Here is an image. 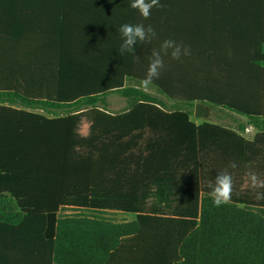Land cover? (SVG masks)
Returning a JSON list of instances; mask_svg holds the SVG:
<instances>
[{
	"label": "trees",
	"instance_id": "obj_1",
	"mask_svg": "<svg viewBox=\"0 0 264 264\" xmlns=\"http://www.w3.org/2000/svg\"><path fill=\"white\" fill-rule=\"evenodd\" d=\"M159 2L145 19L131 0H0V264H264V188L246 175L264 181V0ZM124 23L156 35L121 55ZM168 38L218 85L172 104L125 86L119 65ZM111 94L129 108L109 112ZM197 102L248 120L197 124Z\"/></svg>",
	"mask_w": 264,
	"mask_h": 264
},
{
	"label": "clouds",
	"instance_id": "obj_2",
	"mask_svg": "<svg viewBox=\"0 0 264 264\" xmlns=\"http://www.w3.org/2000/svg\"><path fill=\"white\" fill-rule=\"evenodd\" d=\"M130 7L137 9L147 19L151 15L153 7L163 8L165 5L160 4L159 0H131ZM118 31L123 41L119 49L121 55L125 52L134 51V46L137 42H150L151 38L156 35L151 25L145 27L142 23H124L119 27ZM169 50L171 51L169 52ZM166 55H170L172 59L181 60L183 56L190 55V48L177 43L174 39L168 38L161 43L159 50L153 49L146 76L140 81L143 89H149L154 80L159 78L161 71L165 68L163 57ZM229 167L235 168V162H230ZM246 175L253 189L264 188V181H260L255 172L250 170ZM208 188L211 189L210 195L215 206L219 207L228 203L233 192L232 174L226 168L220 170L215 177V183L209 182ZM256 199H264V192H256Z\"/></svg>",
	"mask_w": 264,
	"mask_h": 264
},
{
	"label": "crops",
	"instance_id": "obj_3",
	"mask_svg": "<svg viewBox=\"0 0 264 264\" xmlns=\"http://www.w3.org/2000/svg\"><path fill=\"white\" fill-rule=\"evenodd\" d=\"M151 52H152V50H148L146 52H143V50H138L134 53L133 63L130 59L128 61L129 62L128 65H126V63L119 65V70H127L128 69L130 71L131 77L126 78L125 86H132V85L136 86V87L141 86L140 81L146 76V73H147V70L149 67ZM169 52H170V50H169ZM186 57H188V56H186ZM163 59H164V63H165V68L161 71L159 78L155 79L153 84L149 87V88H152L151 90L149 89V92H151L153 94L156 93V89H154V88H157L158 85H160V82H165V83L169 82L170 83L172 79H174V81H175V77L181 78L184 81V83H182V85L186 84L188 87L191 86V83H194V84L198 83V85H200V86H209V87L213 86V85L215 86V85H218L215 82L216 81L220 82V80H221V73H222V70H220L221 68L212 67L211 65H208L207 63L201 64V63H199L197 58H193L194 60L191 61L189 58H185V56H183L181 58V60H175V59H172L170 55H166L163 57ZM112 95H114V94H111L108 97V110H109V112L117 114V113H122V112L126 111L127 109H124V110L119 111V112L111 109L110 97ZM122 98H124V97H122ZM124 99H126V98H124ZM165 99H167V100H165ZM164 100L167 102L169 100L174 102V99H171V98H164ZM201 104H203L205 108L209 109V113L205 117H201V116H197L194 112L191 115V119L193 120V116L196 115V118H198V121H194V120L193 121L196 122L197 124H202L204 122L220 123V121H212V120L207 121V117L210 116L214 111L211 109L210 106H208L204 103H201ZM215 113H217V112H215ZM224 115L225 114H220V112H218L216 114V117H217V119H220L222 121V120H224ZM236 116L237 117H234V118H237L240 120H241V118H246V117H243L241 115H236ZM259 132H260V129L258 127L250 124L247 127L246 132L244 133V136L247 139L253 140ZM7 246H10V245L7 244Z\"/></svg>",
	"mask_w": 264,
	"mask_h": 264
},
{
	"label": "rangeland",
	"instance_id": "obj_4",
	"mask_svg": "<svg viewBox=\"0 0 264 264\" xmlns=\"http://www.w3.org/2000/svg\"><path fill=\"white\" fill-rule=\"evenodd\" d=\"M182 83H184V81L181 78H176L175 77V81L174 79L171 80V82H160V85H158L156 89V95H158L159 97H161L162 99L164 98H169L168 94L170 93H174L175 95H179V97L176 98H172V99H176L177 101H183L185 96L187 97L188 95L191 94L189 88L186 84L182 85ZM150 90L152 88H149ZM200 91V90H199ZM199 93V92H198ZM167 100V99H165ZM110 101H111V109L114 111H122L124 109H128L129 108V104H128V100L122 98L119 95H112L110 97ZM175 101V100H174ZM174 103L173 101H168V104H172ZM203 102H197L196 105L201 104ZM213 111V113L207 117V121H220V123H225V124H231L234 123L232 121V117H237V114L231 113L229 110L224 109H218V108H211ZM215 112H220V114H225L224 115V120H220L217 119ZM232 116V117H231ZM241 118V117H240ZM193 120L194 121H198V118H196V115L193 116ZM240 120V119H239ZM242 122H247V118H241ZM85 132L87 131V127H85ZM249 135V134H248ZM73 213L69 210H66L64 212H62V214H70ZM105 216H111L113 219H115L116 221H124V220H131L133 219L132 215H128V214H124V213H119V212H107L104 214Z\"/></svg>",
	"mask_w": 264,
	"mask_h": 264
},
{
	"label": "water",
	"instance_id": "obj_5",
	"mask_svg": "<svg viewBox=\"0 0 264 264\" xmlns=\"http://www.w3.org/2000/svg\"><path fill=\"white\" fill-rule=\"evenodd\" d=\"M209 113V109L205 108L203 104H198L195 107V114L197 116L205 117Z\"/></svg>",
	"mask_w": 264,
	"mask_h": 264
}]
</instances>
